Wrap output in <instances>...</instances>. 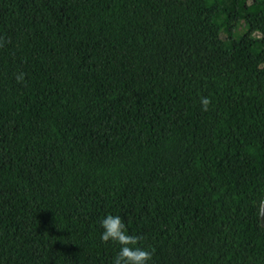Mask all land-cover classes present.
<instances>
[{
  "label": "trees",
  "instance_id": "trees-1",
  "mask_svg": "<svg viewBox=\"0 0 264 264\" xmlns=\"http://www.w3.org/2000/svg\"><path fill=\"white\" fill-rule=\"evenodd\" d=\"M263 196L264 0H0V264H264Z\"/></svg>",
  "mask_w": 264,
  "mask_h": 264
},
{
  "label": "clouds",
  "instance_id": "clouds-1",
  "mask_svg": "<svg viewBox=\"0 0 264 264\" xmlns=\"http://www.w3.org/2000/svg\"><path fill=\"white\" fill-rule=\"evenodd\" d=\"M17 79L18 82H21L23 74H20ZM201 104L202 110L207 111L210 104L209 98H202ZM100 224L103 229L100 236L101 241L105 243L112 241L120 245L113 264H148L151 261L153 251L137 246L142 237L128 234L121 217L108 214Z\"/></svg>",
  "mask_w": 264,
  "mask_h": 264
},
{
  "label": "water",
  "instance_id": "water-1",
  "mask_svg": "<svg viewBox=\"0 0 264 264\" xmlns=\"http://www.w3.org/2000/svg\"><path fill=\"white\" fill-rule=\"evenodd\" d=\"M260 222L264 226V196L261 202V208H260Z\"/></svg>",
  "mask_w": 264,
  "mask_h": 264
}]
</instances>
